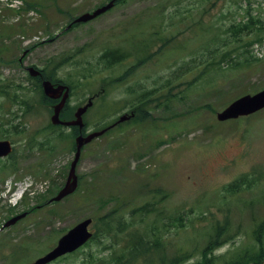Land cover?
I'll list each match as a JSON object with an SVG mask.
<instances>
[{"label":"rangeland","instance_id":"1","mask_svg":"<svg viewBox=\"0 0 264 264\" xmlns=\"http://www.w3.org/2000/svg\"><path fill=\"white\" fill-rule=\"evenodd\" d=\"M107 1L0 0V123L7 118L0 124V139L14 145L12 156L0 161V264H28L85 217L93 219V231L103 225L98 217L114 208L112 216L127 219L156 188L166 194L162 203L168 212L187 213L185 226L171 227L167 235L172 248L192 251L182 264L199 261V249L215 222L228 218L229 242L213 253L222 259L256 249L252 228L264 217V108L224 122L215 114L234 98L264 86V40L256 39L259 31L264 37V0H123L92 20L64 29L74 16ZM250 18L260 21L249 23L251 32L233 34L228 29L232 22ZM171 35L177 38L167 40L165 51L158 49L161 41L153 42ZM109 48L127 57L106 66L100 55ZM149 52L151 57L142 59ZM29 65L54 71L72 85L67 119L102 91L83 115L86 131L124 112L135 113L83 146L73 193L37 208L33 206L63 184L74 136L69 128L50 125L51 105L30 83ZM125 71V79L111 81ZM16 95L29 103L23 115L18 101L11 99ZM139 97L143 104L131 108ZM114 103L115 112L103 116ZM14 125L22 130L14 132ZM10 163L13 167L3 168ZM253 173L255 178L263 174L253 189H243L236 199L223 195V185ZM31 182L35 188L19 199L20 186ZM23 210L28 213L24 218L1 228ZM108 242L98 235L48 264L107 261L113 247L102 248ZM16 245L27 248H20L19 260L11 263L9 253Z\"/></svg>","mask_w":264,"mask_h":264},{"label":"trees","instance_id":"2","mask_svg":"<svg viewBox=\"0 0 264 264\" xmlns=\"http://www.w3.org/2000/svg\"><path fill=\"white\" fill-rule=\"evenodd\" d=\"M23 1V0H22ZM123 1V0H118ZM210 6H214L213 1L210 3ZM32 7V6H30ZM259 20L250 18V20L240 23L232 22L228 29L232 31L233 34L242 31L243 29H248V32L252 31V26H249V23L254 25ZM189 26V25H188ZM186 26V27H188ZM181 30L180 32H182ZM187 31V28L184 32ZM258 38L257 40H264L262 33L259 31L256 33ZM172 38L176 39V35H171L169 38L157 36L154 41H161V46L158 49L166 50L167 40L170 42ZM164 50V51H165ZM163 51V52H164ZM126 57L124 52H121L117 49L114 50H104L100 59L105 62L106 66H111L117 62H120L123 58ZM151 57V53L147 55V59ZM225 57H222L221 60H224ZM239 64V63H236ZM128 76V72L125 71L122 76L117 78H111L113 81H121ZM1 92L7 94V91L2 90ZM15 102L20 105L22 115L28 111L29 103L24 99L23 96L17 99V95L11 97ZM45 102H50L52 100L43 96ZM141 99V100H140ZM136 100V99H135ZM29 101V100H28ZM144 98L139 97L135 102L136 106L143 104ZM116 105L111 104L108 112L104 113L103 116H106L113 112L116 109ZM63 116L64 110L61 112ZM22 115L19 116V120ZM15 118V117H14ZM7 118H3L0 124H5ZM17 124H20L17 122ZM14 132L19 133L22 130V127L14 125ZM8 165H4L6 168ZM255 174L251 176L250 174H242L239 177L235 178L233 181L227 183L223 189V195H230L232 197H238L239 194L245 188L253 189L257 185V179H262L263 174L260 173L255 178ZM152 196L148 200L144 201L142 204L134 207L130 211L129 218H121V216L115 217L112 216V213L117 209L114 208L108 213L98 217L101 220L102 226L100 225L99 231H94L91 238L85 243L88 244L93 239L97 238L98 235H101L107 241V244L103 246V250H109L110 246L113 248L110 250L107 257V261L95 263V261H89V264H182V262L190 258L192 251L187 252L183 251L181 247L172 248L168 243L167 235L170 232V228L174 227L177 229H182L185 226V219L187 213L184 210L172 213L168 212L165 206L163 205L165 193H162L159 188L153 190ZM259 197V196H258ZM260 198L257 200L259 204ZM135 215L138 216L135 219ZM254 219L255 216L252 215ZM144 221L145 225L143 227L136 226L138 222ZM225 223H220L219 221L215 222L216 226L214 232L208 235L206 243L202 248L199 249L201 254V259L195 264H263L264 263V217H261L260 220L254 223L252 228V236L256 240L258 247L256 249H250L249 251L245 250L239 255H234L232 253L229 257L222 258L221 256L215 255L213 251L221 246L223 243L229 242L230 235L225 233L227 228L226 223L228 219H225ZM96 227V221H95ZM20 248H23V245H16L11 248L9 253V258L11 263L19 260L17 253L20 251ZM173 249V251L169 250ZM194 250H197L196 248Z\"/></svg>","mask_w":264,"mask_h":264},{"label":"water","instance_id":"3","mask_svg":"<svg viewBox=\"0 0 264 264\" xmlns=\"http://www.w3.org/2000/svg\"><path fill=\"white\" fill-rule=\"evenodd\" d=\"M115 0H109L107 3L97 6L90 12H83L77 17H75L72 22H85L94 18L95 16L105 12L107 9L112 7ZM71 24V23H70ZM68 24V26H70ZM31 73H37L38 71L33 67H29ZM43 93L51 98H56L61 96L60 101L53 106V112L50 116V121L53 124H64V125H77L79 129L83 126L82 114L86 111V108L91 104V100L84 104L83 106L77 107L74 118L71 120H61L59 118V112L64 105L66 98L68 96V87L64 84H58L54 86L51 81L43 80L42 82ZM264 107V88L253 93L244 94L230 104L224 107L222 110L218 111L216 117L218 120H225L228 118H236L239 115H247L252 112L257 111ZM127 118L126 115H122L118 121ZM108 127H105L98 131L90 132L86 135L79 133L75 137V153L74 157L70 163L68 174L66 180L62 187L56 192V194L50 198V201H58L64 196L70 194L77 187V176L75 174V166L79 158L80 150L83 144L89 142L92 138L97 137L102 134ZM11 151L10 141L7 139L0 140V156L7 155ZM25 212L15 215L8 219L4 226H8L14 223L19 218L23 217ZM91 223V218H84L69 228L64 234H62L58 239L56 244L48 250L43 255L37 257L31 264H46L49 261L67 253L75 250L86 242L92 235L89 225Z\"/></svg>","mask_w":264,"mask_h":264},{"label":"flooded vegetation","instance_id":"4","mask_svg":"<svg viewBox=\"0 0 264 264\" xmlns=\"http://www.w3.org/2000/svg\"><path fill=\"white\" fill-rule=\"evenodd\" d=\"M19 60H21V59H19ZM39 70V69H38ZM40 72H38L36 75H29V74H27L28 75V77L29 78H31V81H30V83L31 84H35L36 82H40V84H41V81H42V79H44L45 78V72L41 69V70H39ZM28 73V72H27ZM50 78L53 80V83L54 84H58V83H64V82H62L61 80H63L61 77H58V76H56V75H54V72H53V75L52 76H50ZM33 80V81H32ZM68 85V84H67ZM69 86V85H68ZM92 97H93V100L95 99V93H93V95H92ZM59 100V98H55L54 99V101L52 102V106L57 102ZM6 158V157H5ZM2 158H0V161H2L1 160ZM78 179H79V176H78Z\"/></svg>","mask_w":264,"mask_h":264}]
</instances>
